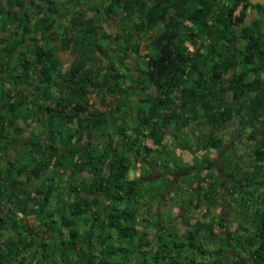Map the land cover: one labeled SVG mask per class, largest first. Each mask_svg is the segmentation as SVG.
Segmentation results:
<instances>
[{"label": "trees", "instance_id": "obj_1", "mask_svg": "<svg viewBox=\"0 0 264 264\" xmlns=\"http://www.w3.org/2000/svg\"><path fill=\"white\" fill-rule=\"evenodd\" d=\"M66 2L0 0V80L6 84L0 86V264H264V4L106 0V7L89 6L92 16L74 6L63 20ZM250 9L262 17L259 30L245 23ZM111 16L118 17V32L106 34L102 25ZM143 36L152 47L140 59L136 39ZM97 50L107 53V63L98 61ZM60 51L72 56L67 70L56 58ZM93 92L117 99L107 112L90 111ZM132 102L141 125L130 133L123 124ZM16 121L42 123L45 132ZM181 121L207 130V145L218 149L224 139L210 129L234 123L248 150H226L220 166L230 177L226 195L246 206L251 221L242 232L221 234L212 248L204 215H189L192 223L187 216L185 230L174 231L170 219L136 209L143 190L127 177L131 163L151 153L145 140L161 146L159 130ZM82 131L100 140L77 146ZM114 132L121 141L106 143ZM13 145L16 160L4 161ZM50 167L54 176L69 171V178L48 180ZM213 172L200 178L206 186L195 199L204 206L222 184Z\"/></svg>", "mask_w": 264, "mask_h": 264}, {"label": "rangeland", "instance_id": "obj_2", "mask_svg": "<svg viewBox=\"0 0 264 264\" xmlns=\"http://www.w3.org/2000/svg\"><path fill=\"white\" fill-rule=\"evenodd\" d=\"M65 1L66 0H58V3ZM105 1L68 0L61 13L62 19H67L70 16V12H68V9H74V6H81L82 8H84V10H86V17L92 16L93 10L89 8V6L92 7L95 4L98 5V2H102L101 5H103V7H106L107 2ZM262 22V17H260L254 9H250L248 16L245 18V23L252 24L259 30L262 26ZM102 28L104 29L106 34H113L114 32H118V17L111 16L102 25ZM136 40L137 42H139V58L143 59L151 51L152 41L149 36H143L140 41L139 39ZM110 42H112L111 38L108 39L107 43L110 44ZM105 45L107 44L105 43ZM117 46L118 45H115V48H113L117 49ZM99 50H97L96 54L98 61L100 63H107V53L103 54ZM109 50H112V48ZM134 55L135 54L131 55L127 59V63L129 66H133L134 64ZM56 58H58L59 61H62V63L64 64V69L67 70L70 62L72 61L70 52H57ZM129 83L130 80L128 77L127 80L122 83V85L128 86ZM5 85L6 84L0 80V86ZM151 91L154 93L153 89ZM89 97V103L91 106L88 109L90 111L98 110L101 113L107 112L110 108H112L114 105V101H116L117 99V97H111L109 95L101 97L98 96V94L95 92L90 93ZM123 97L128 98L129 96L123 95ZM134 103L135 102H132V106L128 108V118L126 124H123L125 130L130 133L133 131L134 126H137V124L141 125L137 122V114L135 110L137 108V105ZM16 122H19L25 127L31 126L30 128H32L37 135H42L45 132V128L43 127L42 123L28 125L27 122ZM234 126H236L234 125V123H230L228 126H217L210 129L211 133H214L217 135V137L224 139V142L221 144V149L207 145V137L206 135H203L207 132V130L200 131L199 127L196 126V124H192L186 121H181L178 125H164V127L159 130L163 134V143L161 146H157L156 144H154L150 138L146 139L144 144L152 148L151 153L148 157L142 158L141 161H135V163L133 162L134 165L131 163L132 166L130 165V168L127 172V177L136 179L137 185L139 186L141 191L143 190L144 194L143 197H140L139 203L136 205V209L139 210L140 213L146 212L150 215L157 213L158 216L156 214L154 216V219L157 218L163 222L170 219V221L168 222L169 227L174 228V231L177 232H182L183 223H185L184 220L187 216L194 215L195 218H199L201 215H204L205 217H202L201 220L209 222V224H211L210 228L212 230L209 240L206 241V246L208 248H212L213 246H216L218 244V239L220 238L221 234H227V237H230L234 233L235 228H238L239 231L242 232L241 227L245 228L247 225H249V221H251V215L243 210L246 208V206H243V209H240L241 206L236 205L235 202L229 200L228 195H226L225 191L227 185L230 183V177L227 174L221 173L220 166L221 154L226 150H230L232 147H238L239 145V149H235L240 151V153H245L246 151H248L243 150V142L238 138ZM70 129L72 128L69 127L68 130ZM86 132L87 131H82V133H79L77 135V146L79 145L80 147H83L87 140H91L93 142H97L98 140H100L97 136ZM26 135L27 133L21 135V139L26 137ZM115 138L116 140L112 145L117 144L119 141H121L120 136L115 132L113 133V137H109L108 135H106V143H109L110 140ZM235 142H237L236 145ZM248 144L250 145V143ZM15 146L16 145H13L7 148L4 154V156L6 157L4 161L8 159L16 160V156L14 154ZM98 146L100 148L101 142L98 143ZM59 147V149H64L65 151L70 148L69 146ZM156 148H158V151L156 150ZM169 149L170 151L165 153V151ZM130 156V158H133V154H130ZM166 160H168V162H166ZM165 162L167 163V168H169V170H167V168L165 169ZM52 170V167L46 169V178L48 180L49 178L51 179L52 176H54ZM210 170L215 171L213 172V174H216V171H218L219 178L222 179V184L219 186V194L218 196H216L215 200H212L208 206H204L203 204L199 203L198 200L196 201V199L199 196L198 192L206 186L205 183L200 182V178L206 175V173ZM32 171L31 174L33 176H36V172H39ZM82 174L88 177H90L91 175L87 172H82ZM54 177L57 178L56 180L58 182H64L63 180L69 178V171L61 172V174H58ZM73 177L78 178L77 174L76 176H74V173L71 172L70 178ZM60 178H62L63 180H60ZM162 178H164L168 182L164 187L163 185H160L162 182ZM41 181L42 180L38 177L34 180V184H37ZM189 182H191L192 185H190L189 191H185V186ZM178 185H181L182 189L185 191L183 194L181 192V194L179 193V190L177 189ZM60 186L61 185H59V187ZM153 186H156L155 190L152 189ZM189 200L193 202L192 207L187 204ZM240 210H243V213H241ZM18 213L19 215H23L19 211ZM150 217L153 218V215H151ZM194 217L189 216L188 218H186L187 222H194ZM31 218L32 217H27L26 220H24L27 222H32ZM246 256L248 257V255Z\"/></svg>", "mask_w": 264, "mask_h": 264}, {"label": "water", "instance_id": "obj_3", "mask_svg": "<svg viewBox=\"0 0 264 264\" xmlns=\"http://www.w3.org/2000/svg\"><path fill=\"white\" fill-rule=\"evenodd\" d=\"M250 2L254 3V4H264V0H249Z\"/></svg>", "mask_w": 264, "mask_h": 264}, {"label": "crops", "instance_id": "obj_4", "mask_svg": "<svg viewBox=\"0 0 264 264\" xmlns=\"http://www.w3.org/2000/svg\"><path fill=\"white\" fill-rule=\"evenodd\" d=\"M243 150H244V149H243ZM168 151H170V149H169V150H167V152H168ZM159 153H160V152H159ZM160 164H161V163H160ZM156 214H157V213H155V215H156ZM157 216H158V214H157ZM160 221H161V220H160ZM171 229L175 230V229H174V228H172V227H171ZM184 230H185V223H183L182 232H183Z\"/></svg>", "mask_w": 264, "mask_h": 264}]
</instances>
